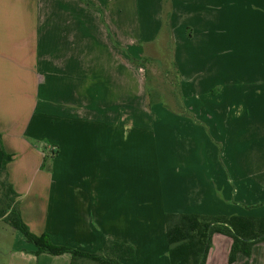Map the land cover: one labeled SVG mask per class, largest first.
<instances>
[{"label":"crops","instance_id":"obj_1","mask_svg":"<svg viewBox=\"0 0 264 264\" xmlns=\"http://www.w3.org/2000/svg\"><path fill=\"white\" fill-rule=\"evenodd\" d=\"M89 1L0 0V169L4 148L31 230L90 253L125 242L136 250L125 264H171L167 213L264 217V0ZM165 28L197 123L180 116L196 129H182L177 157L151 150L166 120L131 59ZM7 224L0 264H72ZM232 245L215 233L205 264H264V240L234 262Z\"/></svg>","mask_w":264,"mask_h":264},{"label":"trees","instance_id":"obj_2","mask_svg":"<svg viewBox=\"0 0 264 264\" xmlns=\"http://www.w3.org/2000/svg\"><path fill=\"white\" fill-rule=\"evenodd\" d=\"M83 1L94 7L89 0ZM131 59L140 61L133 56ZM150 97L153 103L154 95L150 94ZM0 145L3 147L1 133ZM12 158L13 155L3 148V163L0 169V220L20 231L29 242L35 244L37 255L69 253L72 255V264H125L122 259L135 255V248L125 242L109 240L99 252L90 253L55 244L48 233H34L22 217L20 195L10 181L8 163ZM165 220L171 264H205L215 233H223L233 238L231 262L236 260L239 253L250 255L254 244L264 240V217L167 213Z\"/></svg>","mask_w":264,"mask_h":264},{"label":"rangeland","instance_id":"obj_3","mask_svg":"<svg viewBox=\"0 0 264 264\" xmlns=\"http://www.w3.org/2000/svg\"><path fill=\"white\" fill-rule=\"evenodd\" d=\"M175 46V37L172 32L165 28L159 32L153 42L139 41L133 45L134 52L137 50L138 54L142 53V57H135L140 61L133 62L141 67L143 66V71L140 72L143 74L147 84L149 102L155 106L156 117L162 121L163 119L166 120V126H162L163 122L161 123L162 125H157V131L158 133L161 131V133L157 135L156 143L155 145L153 143L151 150H154L153 152H169L177 157L184 141L183 128H181L179 123L180 116L189 117L192 120L196 117L186 109L183 97L180 94L178 65L175 61ZM122 49L126 51V48L123 47ZM150 94L154 95L153 103L151 102ZM194 122L196 123L195 120ZM202 126L205 127L206 138L211 141L210 126L207 124ZM187 129L196 128L184 127L183 130ZM50 142L47 139L37 140V143L45 152H51L50 147L53 144ZM192 145L194 146V143ZM6 226L9 227L10 225L7 224ZM2 230L0 228V233Z\"/></svg>","mask_w":264,"mask_h":264},{"label":"built area","instance_id":"obj_4","mask_svg":"<svg viewBox=\"0 0 264 264\" xmlns=\"http://www.w3.org/2000/svg\"><path fill=\"white\" fill-rule=\"evenodd\" d=\"M39 78H40V80H42V76H40Z\"/></svg>","mask_w":264,"mask_h":264}]
</instances>
